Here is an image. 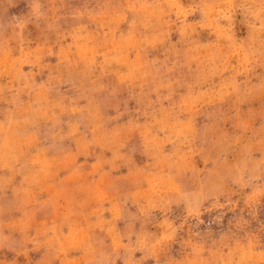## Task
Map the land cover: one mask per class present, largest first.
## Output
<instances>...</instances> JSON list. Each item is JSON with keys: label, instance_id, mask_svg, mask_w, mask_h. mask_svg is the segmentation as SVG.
I'll use <instances>...</instances> for the list:
<instances>
[{"label": "rangeland", "instance_id": "rangeland-1", "mask_svg": "<svg viewBox=\"0 0 264 264\" xmlns=\"http://www.w3.org/2000/svg\"><path fill=\"white\" fill-rule=\"evenodd\" d=\"M0 264H264V0H0Z\"/></svg>", "mask_w": 264, "mask_h": 264}]
</instances>
